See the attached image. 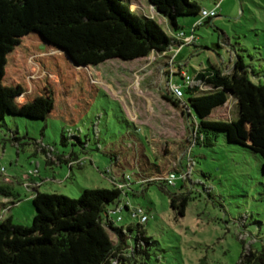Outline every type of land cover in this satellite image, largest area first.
I'll return each mask as SVG.
<instances>
[{
	"label": "rangeland",
	"instance_id": "374dc122",
	"mask_svg": "<svg viewBox=\"0 0 264 264\" xmlns=\"http://www.w3.org/2000/svg\"><path fill=\"white\" fill-rule=\"evenodd\" d=\"M190 1L205 10L214 8L213 0ZM125 3L133 14L152 18L170 38L166 24L146 0ZM217 4L216 18L194 31V45L183 47L184 71L192 78L214 64L229 74L241 57L251 81L264 83V0ZM198 19L199 15L180 18L179 23L190 33ZM169 57L112 59L91 67L97 91L75 129L58 120L7 114L0 123L4 132L0 133V186L8 187L13 196L0 194V220L10 218L14 225L31 226L33 186L41 193L77 200L82 189H111L130 175L128 201L149 216L147 223L140 224L149 243L143 249H148V259L137 256V264H199L202 259L205 264H246L248 258L258 257L264 247L261 159L226 143L222 133L212 147L187 143L189 120L196 119H186L163 99L167 80L163 72L171 73L175 62ZM54 62L66 83L88 90L84 73H70L63 58L55 57ZM171 76L168 80L182 84L180 77ZM233 114L234 102L228 101L207 120L228 122ZM165 149L164 161L158 154ZM189 168L188 178L177 180L174 188L146 185L171 170L182 173ZM171 194L189 197L184 217L170 207ZM118 216L122 217L118 227L136 223L127 212L113 217ZM110 235L115 244L116 237Z\"/></svg>",
	"mask_w": 264,
	"mask_h": 264
},
{
	"label": "trees",
	"instance_id": "16d2710c",
	"mask_svg": "<svg viewBox=\"0 0 264 264\" xmlns=\"http://www.w3.org/2000/svg\"><path fill=\"white\" fill-rule=\"evenodd\" d=\"M219 1L213 0L214 5ZM146 2L166 24L170 38L152 18L133 14L125 0H0V123L11 114L58 120L75 129L97 91L91 67L112 59L132 62L152 54L163 58L161 55L179 46L172 38L184 30L179 19L198 16L202 10L190 0ZM55 57L66 61L70 73L85 74L87 91L64 81ZM186 64L173 62V76H179ZM164 74L167 86L170 73ZM194 74L182 101L173 98L166 87L163 92V99L186 119H196L189 120L187 143L212 147L222 133L226 143L259 156L264 174V83L251 81L241 57L229 74L214 64ZM201 87L208 90L202 92ZM228 101L234 102L228 122L207 120ZM66 139L63 135L64 146ZM158 157L165 161L167 149ZM155 168L160 172L157 165ZM156 183L167 188L162 181L146 185ZM31 191L34 214L30 227L14 225L10 218L0 220V264H137V256L148 259V249H143L149 243L141 225H116L121 216L115 220L112 212L123 201L116 187L82 189L77 200L41 193L38 186ZM0 194L13 196L3 185ZM189 200L188 196L169 195L170 207L180 217ZM123 205L121 213L127 212L134 221L125 202ZM110 234L116 237L115 244ZM199 264H205L204 259ZM246 264H264V247Z\"/></svg>",
	"mask_w": 264,
	"mask_h": 264
},
{
	"label": "built area",
	"instance_id": "2783aa9c",
	"mask_svg": "<svg viewBox=\"0 0 264 264\" xmlns=\"http://www.w3.org/2000/svg\"><path fill=\"white\" fill-rule=\"evenodd\" d=\"M217 7H218V4H215L214 8H212L210 10L202 9L199 13L198 21L196 23H194L193 27L190 30V33H187L184 30H181V31H177L174 34H172V38L174 39V41L179 43V46L177 48L173 49L172 51H170L169 53L161 55V57L170 56L169 61L173 62V59L175 58V56L180 52V50L184 46H189V45L195 44V42L197 40V37L194 34L195 29L200 27L204 23V21H206L208 19L216 18V8ZM156 16H157V14H156ZM171 65H172V63H171ZM170 74L173 76L172 72ZM179 77L182 80V84H176V83H173L171 80H169L167 86H165V87L167 88L168 93L173 98L182 101L184 98L183 91H184V89H186L190 85L193 77L192 78L189 77L185 71H181L179 74ZM201 88H200V90H201ZM204 90L206 91V90H208V88L204 87ZM189 173H190V168L187 169V171L183 170L182 173H179L175 170H171V172L166 177H164L162 179H155V181H162L165 187H175L176 181L179 179L183 181L184 179L187 178V175H189ZM36 174H37V171L35 170L32 173V175L35 176ZM131 183H132V178L130 175H125L123 177L122 181L117 182L115 187L121 191V193L123 195V199H122L123 201L115 207V209L112 213L115 215L120 214L124 208L123 202H125V205L128 207V210L130 212L131 218L135 222H137L138 224H145L149 220L148 214L143 209L133 207L132 205H130V203L127 199L126 191L130 190L129 187L132 185ZM120 221H121V217H118L117 222H120Z\"/></svg>",
	"mask_w": 264,
	"mask_h": 264
},
{
	"label": "crops",
	"instance_id": "0c3cea01",
	"mask_svg": "<svg viewBox=\"0 0 264 264\" xmlns=\"http://www.w3.org/2000/svg\"><path fill=\"white\" fill-rule=\"evenodd\" d=\"M184 52V48H182L180 50V52L175 56V62L174 63H179L181 65H183L184 63H186L185 61H183V58H182V53ZM174 69V68H173ZM195 76V74L193 75V77ZM174 77H179V76H174ZM171 80V79H169ZM172 81V80H171ZM173 83H176L175 81H173Z\"/></svg>",
	"mask_w": 264,
	"mask_h": 264
},
{
	"label": "water",
	"instance_id": "95a60500",
	"mask_svg": "<svg viewBox=\"0 0 264 264\" xmlns=\"http://www.w3.org/2000/svg\"><path fill=\"white\" fill-rule=\"evenodd\" d=\"M150 8H153V6H151V5H148Z\"/></svg>",
	"mask_w": 264,
	"mask_h": 264
}]
</instances>
